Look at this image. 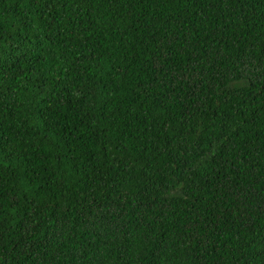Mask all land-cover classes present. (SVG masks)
I'll list each match as a JSON object with an SVG mask.
<instances>
[{
	"label": "trees",
	"instance_id": "trees-1",
	"mask_svg": "<svg viewBox=\"0 0 264 264\" xmlns=\"http://www.w3.org/2000/svg\"><path fill=\"white\" fill-rule=\"evenodd\" d=\"M0 264H264V0H0Z\"/></svg>",
	"mask_w": 264,
	"mask_h": 264
}]
</instances>
